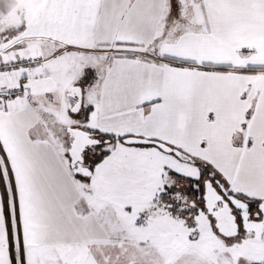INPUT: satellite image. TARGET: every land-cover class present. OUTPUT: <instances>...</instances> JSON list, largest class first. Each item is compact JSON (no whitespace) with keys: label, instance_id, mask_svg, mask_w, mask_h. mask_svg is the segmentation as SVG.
<instances>
[{"label":"snow or ice","instance_id":"1","mask_svg":"<svg viewBox=\"0 0 264 264\" xmlns=\"http://www.w3.org/2000/svg\"><path fill=\"white\" fill-rule=\"evenodd\" d=\"M0 264H264V0H0Z\"/></svg>","mask_w":264,"mask_h":264}]
</instances>
